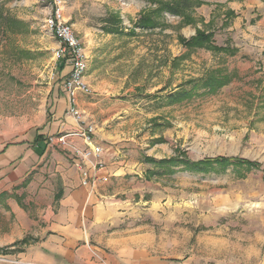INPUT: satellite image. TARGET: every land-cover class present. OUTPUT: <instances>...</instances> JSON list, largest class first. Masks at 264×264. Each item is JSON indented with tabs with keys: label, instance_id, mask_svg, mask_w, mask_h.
<instances>
[{
	"label": "rangeland",
	"instance_id": "374dc122",
	"mask_svg": "<svg viewBox=\"0 0 264 264\" xmlns=\"http://www.w3.org/2000/svg\"><path fill=\"white\" fill-rule=\"evenodd\" d=\"M54 1L0 0L1 146L36 135L57 113L58 121L74 120L54 56L57 41L44 29ZM62 2L87 58L86 97L95 106L86 112L90 122L84 113L83 120L109 138V154L127 166L124 178L145 184L133 195L134 213L157 218L155 224L168 219V250L152 256L179 264H264V0ZM172 4L182 6L176 15L165 9ZM198 35L207 42L194 44ZM182 90L191 97L168 101ZM69 133L57 130L48 139ZM67 140L69 147L47 145L76 170L81 186L72 152L80 139ZM216 157L258 168L202 174L181 164ZM168 159L178 160L173 173L154 175L149 160ZM31 241L2 246L0 264H28L21 254Z\"/></svg>",
	"mask_w": 264,
	"mask_h": 264
},
{
	"label": "crops",
	"instance_id": "0c3cea01",
	"mask_svg": "<svg viewBox=\"0 0 264 264\" xmlns=\"http://www.w3.org/2000/svg\"><path fill=\"white\" fill-rule=\"evenodd\" d=\"M60 65L64 81L70 67ZM89 101L84 95L77 97V108L87 122L86 112L95 106ZM59 117L57 113L49 127L32 137L0 145V248L30 236L32 241L21 254L28 264H179L169 262L166 255L152 256L151 250H168V219L155 224L157 218L134 213L133 195L145 192L146 186L124 178L129 175L127 166L121 167L119 156L109 154L105 145L109 138L94 133L105 167L94 173L97 182L90 188L80 186L76 170L49 149V135L78 128L74 120L58 121ZM77 146L83 148L80 140ZM106 180L97 188L98 181Z\"/></svg>",
	"mask_w": 264,
	"mask_h": 264
},
{
	"label": "built area",
	"instance_id": "2783aa9c",
	"mask_svg": "<svg viewBox=\"0 0 264 264\" xmlns=\"http://www.w3.org/2000/svg\"><path fill=\"white\" fill-rule=\"evenodd\" d=\"M63 10L62 0H55L50 14L44 20V29L59 44L55 50V58L59 62L67 63L70 67L67 79L62 82V88L66 94L68 114L82 126L66 136L59 137L56 141L49 138L47 144L52 145L56 142L63 147H69L68 138L78 137L82 141L83 148L72 147V152L76 160L75 166L81 175V186L90 188L97 182L94 173L102 167L100 162L102 149L94 143L93 126L83 121L82 113L77 108L78 95L89 96L91 93L84 82L87 71V58L71 25L65 20Z\"/></svg>",
	"mask_w": 264,
	"mask_h": 264
},
{
	"label": "trees",
	"instance_id": "16d2710c",
	"mask_svg": "<svg viewBox=\"0 0 264 264\" xmlns=\"http://www.w3.org/2000/svg\"><path fill=\"white\" fill-rule=\"evenodd\" d=\"M165 9L169 14H177V10L180 9L182 6H178L176 4L172 5H165ZM140 28H149L147 24L139 23L137 24ZM207 42V39L202 36L198 35L197 38L193 40L194 44L199 43H205ZM204 89H213L214 84L213 83H205L203 84ZM191 93L188 91H177L174 94L170 95L168 98V101L175 102L178 100H186L191 97ZM151 163H153L157 169L154 170V175H162V174H172L173 167H176L178 165H175L178 160H161L159 162L149 160ZM181 164L183 165V168L185 171H189L191 173H202L207 174L210 172H224L228 170L230 167L237 168V169H256L258 168V165L249 162L242 159L237 158H224V157H216V158H206L197 162H188L186 160H182ZM1 197V196H0ZM24 242V241H23Z\"/></svg>",
	"mask_w": 264,
	"mask_h": 264
}]
</instances>
